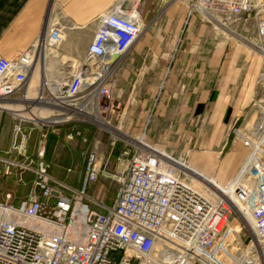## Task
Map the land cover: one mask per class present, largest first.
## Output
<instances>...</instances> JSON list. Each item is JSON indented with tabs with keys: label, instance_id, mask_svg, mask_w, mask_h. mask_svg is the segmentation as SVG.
<instances>
[{
	"label": "built area",
	"instance_id": "obj_1",
	"mask_svg": "<svg viewBox=\"0 0 264 264\" xmlns=\"http://www.w3.org/2000/svg\"><path fill=\"white\" fill-rule=\"evenodd\" d=\"M139 1L118 0L96 19L85 52L59 57L52 71L38 51L60 45L56 28L26 51L0 57V97L22 89V121L37 124L45 135L70 127L66 139L87 146L79 188L21 164L36 171L39 192L19 205L9 202L11 193L0 201V264H264V0H169L193 3L188 15H199L228 37L240 35L241 26L256 34L245 39L261 58L254 96L232 127L235 139L245 136L248 151L224 187L187 180L182 160L156 148L144 128L136 133L121 126L125 137L98 124L115 117L119 125L109 124L115 129L123 120L125 108L115 106L116 72L146 31ZM38 61L41 88L32 99L27 85ZM80 123L98 128V135L91 140ZM14 129V149L23 153L26 135L18 142L21 124ZM44 153L42 145L39 156ZM113 184L109 206L107 197L100 198Z\"/></svg>",
	"mask_w": 264,
	"mask_h": 264
},
{
	"label": "crops",
	"instance_id": "obj_2",
	"mask_svg": "<svg viewBox=\"0 0 264 264\" xmlns=\"http://www.w3.org/2000/svg\"><path fill=\"white\" fill-rule=\"evenodd\" d=\"M117 1L0 0V57L26 51L55 28L63 36L56 48L60 57H78L95 34L96 19ZM174 5L144 0L140 12L146 31L117 67L115 102L125 108V128H144L156 148L179 160L198 155L209 161L221 154L233 134L234 119L249 107L261 58L242 41ZM41 71L38 61L27 85L32 99L41 88ZM22 96L18 89L7 99L0 97V201L11 193L13 205L35 193L38 175L33 169L44 167L53 179L79 188L84 163L71 159L65 133L45 135L37 124L22 121ZM17 124L22 126L17 141L26 135L23 153L14 149ZM42 145L45 153L40 157ZM57 146L68 147L65 160L55 159ZM103 186L101 177L98 187Z\"/></svg>",
	"mask_w": 264,
	"mask_h": 264
},
{
	"label": "rangeland",
	"instance_id": "obj_3",
	"mask_svg": "<svg viewBox=\"0 0 264 264\" xmlns=\"http://www.w3.org/2000/svg\"><path fill=\"white\" fill-rule=\"evenodd\" d=\"M140 7L143 5L144 0H140ZM158 9V8H157ZM176 9H185L188 10V6L184 3H178V5L176 6ZM209 23V22H208ZM219 29V28H218ZM244 29V30H243ZM221 30V29H220ZM237 30L244 36H246L248 39H255L256 34L254 31H250L246 32L245 28L238 27ZM223 31V30H222ZM235 38L238 40H241L245 45H247L251 50L252 47L251 45L245 40L242 39L239 36L235 35ZM155 49L157 50V46L155 47ZM53 50L55 51L56 48H51L49 51L53 52ZM254 51V50H253ZM56 52V51H55ZM54 52V53H55ZM57 52H59V54H61L60 50H57ZM147 52L143 54V56L146 58L147 56ZM255 52V51H254ZM62 59H67L66 57H61ZM258 78V75H257ZM256 83H257V79H256ZM256 88V86H255ZM115 106L117 107L119 104L117 102H115ZM121 107V106H120ZM119 121L120 119H115V117H111L110 118V122L113 125H119ZM120 126H122L125 130H132L135 128V132L139 133V129H136V127H132V128H125V123H124V119L122 120V122L120 123ZM79 127L82 129L83 128L88 136V134L90 136V139L93 140L99 133V129L94 127V126H89L87 124H79ZM62 129V130H61ZM67 129V131H65ZM70 130V127H61L59 130H57V134L60 133L58 136L62 137L64 136L65 133V137H66V133ZM61 131V132H60ZM63 133V134H62ZM102 148L106 149V147L108 146V141H109V134H104L102 135ZM70 146L72 148V160L74 161V163L79 162L81 164V162L84 161V151L87 148L86 145L82 144L81 141H79L78 139H75L73 141H69ZM68 147L67 146H57L54 148V150H56L55 154H59V156L55 157V159H59L60 161L65 160V154L68 151ZM247 148L244 145V141L242 139H240L239 137H237L236 139L234 138V135H230L228 137V140L223 148V150L220 153H212V154H217L214 156V158L212 160L209 161H204L202 156H198L195 155L194 160H190L189 157H186L184 159V161L187 164H190L192 166H194L198 171L203 172V174L208 175V177L214 179L216 178L217 180L221 181V186L223 187V183L225 184L228 180H230L232 178V176L235 174L237 168L239 167V165L241 164V162L243 161V159L245 158V156L247 155ZM200 154H207L209 155V153H200ZM59 162V161H58ZM60 163V162H59ZM210 166V167H209ZM64 172V171H63ZM65 174V172H64ZM72 178H76V175L72 174L71 175ZM64 178V177H62ZM107 184L110 183L109 180H107ZM75 184V183H74ZM220 185V184H219ZM75 186H78L77 184H75ZM115 189H116V185L113 184L111 186V190L109 191V193L107 194V192H105V194H102V197L100 198L101 201L105 200L104 197H107L105 202L107 203V205H112L113 199L115 197ZM97 197V196H96Z\"/></svg>",
	"mask_w": 264,
	"mask_h": 264
},
{
	"label": "bare ground",
	"instance_id": "obj_4",
	"mask_svg": "<svg viewBox=\"0 0 264 264\" xmlns=\"http://www.w3.org/2000/svg\"><path fill=\"white\" fill-rule=\"evenodd\" d=\"M179 2H175V7L178 5ZM184 4H186L189 8H192L194 7L193 3L187 1V2H183ZM239 37H241L242 39H247L248 41H251L250 39H248L247 37L243 36L242 34L238 35ZM235 38V36H234ZM241 41V40H240ZM61 45V44H60ZM40 51H38V54L40 55L41 59L44 60V63L48 69V71H52L53 68L59 66V57H60V54L59 52H57V50L59 49H56L55 51L53 50V52H50L48 48H45V47H41L39 49ZM55 52V53H54ZM75 57V56H74ZM60 82H62L63 80H59ZM63 83V82H62ZM15 103V102H14ZM12 110V109H11ZM11 112V111H10ZM24 114V113H22ZM44 116V115H42ZM40 116V117H42ZM42 121L46 122V123H50L52 124L54 122V119H42ZM98 124L103 127V128H106L108 130H110L111 132L115 133V134H118L120 136H125L127 134H123L121 132V126L119 127H116L115 129L112 128L109 124L110 122L108 121H105L104 119H101L98 121ZM239 138L242 139L243 141L245 140V136L243 134H240L239 135ZM130 140L132 141H136L134 140V138H129ZM180 168L183 169V171L185 172V177L187 180H189L190 182H192L193 184H195L196 186L198 187H202L204 186L203 184H206L207 186H212V187H217L221 185V181L217 180L216 178H214L212 180V178L208 177V175L206 174H203V172H200L198 171L194 166L190 165V164H187L184 162V160H182L179 164ZM210 167V166H209ZM232 179V178H231ZM230 179V180H231ZM228 180L225 184L223 183V187L230 181ZM220 184V185H219Z\"/></svg>",
	"mask_w": 264,
	"mask_h": 264
},
{
	"label": "water",
	"instance_id": "obj_5",
	"mask_svg": "<svg viewBox=\"0 0 264 264\" xmlns=\"http://www.w3.org/2000/svg\"><path fill=\"white\" fill-rule=\"evenodd\" d=\"M117 58H118V55L116 54L112 56L113 60H116ZM42 169L45 170L44 167H42ZM38 192H39V185L37 184L35 187V193H38Z\"/></svg>",
	"mask_w": 264,
	"mask_h": 264
}]
</instances>
